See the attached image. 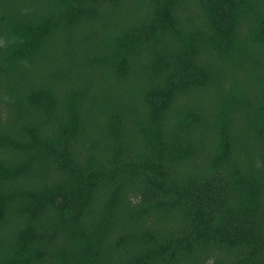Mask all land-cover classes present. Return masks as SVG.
I'll return each instance as SVG.
<instances>
[{"label": "trees", "instance_id": "trees-1", "mask_svg": "<svg viewBox=\"0 0 264 264\" xmlns=\"http://www.w3.org/2000/svg\"><path fill=\"white\" fill-rule=\"evenodd\" d=\"M0 264H264V0H0Z\"/></svg>", "mask_w": 264, "mask_h": 264}]
</instances>
